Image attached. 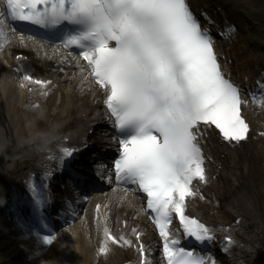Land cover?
<instances>
[{"label":"snow or ice","instance_id":"obj_1","mask_svg":"<svg viewBox=\"0 0 264 264\" xmlns=\"http://www.w3.org/2000/svg\"><path fill=\"white\" fill-rule=\"evenodd\" d=\"M0 5V50L17 32L13 22L59 32L62 47L79 50L86 61L84 79L90 77L104 91V104L121 136L115 180L146 194L166 264H215L180 246L170 225L178 218L184 236L201 244L215 240L213 229L186 214V198L196 195L194 181H208L200 146L203 129L214 125L228 143L246 141L250 129L241 113L248 101L227 76L210 30L201 27L187 0H0ZM64 25L71 29L65 31ZM259 87L264 93V83ZM252 102L264 107V94L253 95ZM75 151L62 148L59 157L50 159L63 165ZM103 167L98 166L101 176ZM29 191L41 211L49 198L35 184ZM103 231L101 254L108 253L109 241L131 244L106 226ZM36 237L42 245L55 239L50 233ZM139 251L143 264H150L143 245Z\"/></svg>","mask_w":264,"mask_h":264},{"label":"bare ground","instance_id":"obj_2","mask_svg":"<svg viewBox=\"0 0 264 264\" xmlns=\"http://www.w3.org/2000/svg\"><path fill=\"white\" fill-rule=\"evenodd\" d=\"M207 3L213 10L221 7L219 12L226 11V1L223 0H206L198 6L206 7ZM233 16L234 20L239 19L235 14ZM21 36H23V40H21ZM9 43L8 48L4 49L3 47L0 50V163L6 160L3 153L15 158L21 153H28L30 154L29 165L32 169L56 167L55 170L46 171L44 174L60 175L64 164L61 165L58 160L50 159L49 156H60L57 144L63 135L71 134V137L76 138L80 137L79 132L82 131L79 129L80 125H83L84 128L88 127V129L95 127L92 115L97 117V121L104 120L101 117V111L98 112L99 109H97L100 102L99 92L97 89L90 90L92 86L84 79L85 73L81 69V65H84L82 60L69 56L61 49H50L38 44L30 37L20 33L12 35ZM18 54L28 57L33 64L35 75L40 74L46 77L55 86L48 98L40 99L38 108L35 107L37 99H34L32 104L27 103L26 101L30 97L18 91L8 79L7 67L13 64V58ZM65 57L67 59H64ZM81 114H85L87 117L79 119ZM38 119H43V126H40ZM5 121L10 123V128L4 125ZM98 128H100V133L105 134L109 129L106 124H101ZM46 132L47 135H45ZM97 140L99 148L110 150L105 138L100 136ZM108 150L107 152H109ZM38 151L42 153L41 156L36 154ZM90 151H92L90 152L92 156L100 155L98 149H90ZM242 154L245 156L244 160L238 156L230 161V176L228 178L224 175L220 177V180L226 179L223 192L217 193L218 198L224 193L231 192L236 183L238 185L244 183L247 188H250L255 179L260 176L264 177V165L259 164L264 158V148H257L256 143L251 142ZM18 159L20 158L13 159V167L6 170V175L16 172L17 177L23 173L24 168H19ZM85 169L91 173L98 172L96 166ZM107 176L106 173L102 178L105 179ZM13 184L18 186L16 181ZM76 188L68 193L75 204L74 213H78V215L55 232L50 233L55 236L51 245H42L37 237L30 233L26 237L15 222H0V229L6 240L5 249L15 253L13 254L19 260L18 264H118L121 261H130L132 258L130 250H121L118 253L112 251V247L108 246V253L98 256L92 249L101 245L99 239L101 230L106 225H113L117 219L119 222L121 219H127L136 224L146 225V219L141 215L142 207L136 196L133 193L105 195L96 216L97 224L93 227L89 225L87 205L86 203L82 204L85 198L76 195V192L82 191L80 187ZM58 191L56 185V194ZM62 191L64 190L62 189ZM245 195L234 194L233 199L242 201ZM87 199V203H91L93 206L94 197L90 195ZM206 208L207 211L215 210L212 203L208 204ZM198 209L204 211L203 205H200ZM68 213V211L61 210L60 220H63ZM209 219L217 221L215 216ZM243 240L247 245L252 243V240L246 237H243Z\"/></svg>","mask_w":264,"mask_h":264},{"label":"rangeland","instance_id":"obj_3","mask_svg":"<svg viewBox=\"0 0 264 264\" xmlns=\"http://www.w3.org/2000/svg\"><path fill=\"white\" fill-rule=\"evenodd\" d=\"M264 21V19H263ZM256 43L263 44L264 45V34H260V40ZM12 162H9L6 167H11ZM4 166L1 164L0 169H3ZM3 175V174H2ZM3 240H0V264H18V260L15 258V255L11 252L6 251L3 248Z\"/></svg>","mask_w":264,"mask_h":264}]
</instances>
